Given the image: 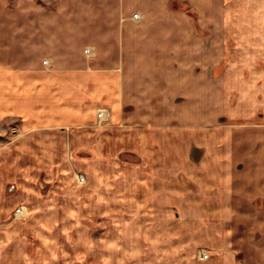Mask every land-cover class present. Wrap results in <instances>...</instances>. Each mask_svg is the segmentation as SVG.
<instances>
[{"label":"rangeland","instance_id":"1","mask_svg":"<svg viewBox=\"0 0 264 264\" xmlns=\"http://www.w3.org/2000/svg\"><path fill=\"white\" fill-rule=\"evenodd\" d=\"M169 7L204 41L199 102L150 96L142 81L154 69L142 64L127 71L140 101L92 97L93 86L71 115L67 98L26 115V100L1 89L12 67L0 65V264H264V214L235 225L224 205L201 208L215 180L198 169L216 147L236 157L237 180L247 146L264 160V0ZM254 164L247 177L261 191L264 162Z\"/></svg>","mask_w":264,"mask_h":264},{"label":"crops","instance_id":"2","mask_svg":"<svg viewBox=\"0 0 264 264\" xmlns=\"http://www.w3.org/2000/svg\"><path fill=\"white\" fill-rule=\"evenodd\" d=\"M170 1L0 0V65L12 67L1 89L6 97L20 98L22 103L26 100V115L46 98L57 103V99H69V108L61 111L71 115L76 106L71 101L88 98L93 86L92 97H115L118 102L136 97L140 101L142 93L136 83L141 80L127 71L148 64L154 71L142 82H149L150 96H181L190 99L187 104L194 99L199 102L206 90L200 83L205 74L196 73V68L206 71L204 41L187 15L170 9ZM181 1L198 5L204 0ZM110 45L111 58L107 56ZM211 62L207 66L220 61ZM110 64L118 67V73L109 75L106 67ZM214 88L213 96H220V89ZM250 147H246L249 154L240 157L246 163L245 179H236L237 159L233 154L224 155L220 147L209 158L204 155L207 164L198 168L202 178L215 180L204 189L212 198H202L206 203L199 201L200 207L209 206L212 200L213 212L221 213L224 205L234 212L230 216L236 219L235 225L244 216L256 225L264 214L255 205L256 200H262L264 209V189H256L247 177L256 166L254 162L264 160L262 152L254 153Z\"/></svg>","mask_w":264,"mask_h":264}]
</instances>
